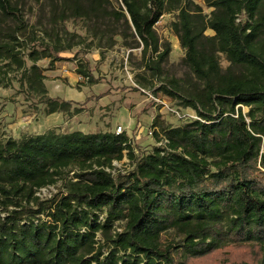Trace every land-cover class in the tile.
Returning <instances> with one entry per match:
<instances>
[{"label":"trees","instance_id":"1","mask_svg":"<svg viewBox=\"0 0 264 264\" xmlns=\"http://www.w3.org/2000/svg\"><path fill=\"white\" fill-rule=\"evenodd\" d=\"M202 1L209 14L193 0H121L118 10L108 0L56 5L54 24L123 22L130 32L123 40L142 49L149 76L142 79L156 81L155 94L177 100L197 119L171 127L158 117L154 137L166 144L146 155L125 132L0 141V264H264V0ZM172 11H179L173 29L182 63L195 80L165 72L171 45L155 27ZM1 20L16 25L6 31L0 24V59L24 69L17 35L29 26L13 0H0ZM73 46L30 51L25 79L32 91L48 94L36 63ZM77 74L95 82L87 66ZM47 104L50 115L70 106ZM125 159L131 169L113 173ZM67 170L74 174L63 191L36 195Z\"/></svg>","mask_w":264,"mask_h":264},{"label":"rangeland","instance_id":"2","mask_svg":"<svg viewBox=\"0 0 264 264\" xmlns=\"http://www.w3.org/2000/svg\"><path fill=\"white\" fill-rule=\"evenodd\" d=\"M193 1L203 7L205 14L212 11L204 1ZM13 3L21 9L29 26L26 32L17 35L21 43L17 50L26 61V68L10 67L9 61L0 59V141H22L29 136L49 132L60 135L74 131L116 133L122 126V133L132 138L136 152L146 155L166 144L165 141L158 143L154 137L156 129L153 125L158 117L159 123L171 127L183 126L197 119L194 111L183 108L177 100L161 93L155 94L151 83L158 87L156 81L142 79V76L149 77L143 67L142 49L130 48L131 39L127 42L123 40L121 35L130 33L123 22L111 18L98 22L69 18L54 24L58 18L53 16L54 8L56 5L62 8V0H13ZM108 3L112 10L122 6L121 0H108ZM178 15L179 11L164 14L155 29L161 41L171 45V54L165 65L167 75L191 81L195 78L182 63L185 51L173 29ZM0 22L6 31L16 25L11 20ZM73 34L80 38L70 41ZM206 34L214 35L211 30ZM45 45H49L51 50L74 46L54 52L52 57L36 63L46 76L44 84L48 94L43 96L29 88L25 73L33 65L28 57L30 51L41 50ZM220 61L224 69L230 66L224 55H220ZM80 65L89 68L94 83L83 80L77 74ZM154 98L165 104L158 103ZM49 99L68 102L70 106L66 112L50 115L47 113ZM244 111L248 112L246 108ZM114 165L113 173L131 169L128 159ZM70 170H67L63 180L46 189L41 199H49L63 191L65 181H69L74 174L69 173ZM115 226L122 228L119 223Z\"/></svg>","mask_w":264,"mask_h":264},{"label":"built area","instance_id":"3","mask_svg":"<svg viewBox=\"0 0 264 264\" xmlns=\"http://www.w3.org/2000/svg\"><path fill=\"white\" fill-rule=\"evenodd\" d=\"M154 100L157 101L158 103L163 104V105L165 104L164 102H161L159 99L154 98ZM122 130H123V127L120 126V127H118L116 133H117V134H120V133H122ZM49 188H50V187H49ZM46 189H48V188L40 189L39 191H37L36 195L39 196L40 198H42V194H43V192H44ZM51 197H52V196H50L49 198H51Z\"/></svg>","mask_w":264,"mask_h":264}]
</instances>
